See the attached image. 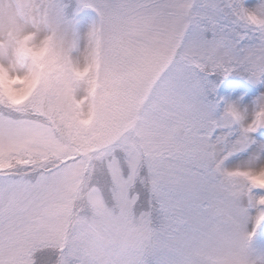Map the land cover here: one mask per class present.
<instances>
[{
	"label": "snow or ice",
	"instance_id": "6c2138e0",
	"mask_svg": "<svg viewBox=\"0 0 264 264\" xmlns=\"http://www.w3.org/2000/svg\"><path fill=\"white\" fill-rule=\"evenodd\" d=\"M0 264H264V0H0Z\"/></svg>",
	"mask_w": 264,
	"mask_h": 264
},
{
	"label": "rangeland",
	"instance_id": "374dc122",
	"mask_svg": "<svg viewBox=\"0 0 264 264\" xmlns=\"http://www.w3.org/2000/svg\"><path fill=\"white\" fill-rule=\"evenodd\" d=\"M114 191L116 195H120L119 189H114ZM80 198H81L83 205H85L86 203H90L91 199L103 198V197H102L100 190L96 186L86 184L82 186V192L80 194ZM95 215H96V218L99 219V215H100L99 211H97ZM97 251L99 252L100 249L97 248Z\"/></svg>",
	"mask_w": 264,
	"mask_h": 264
},
{
	"label": "trees",
	"instance_id": "16d2710c",
	"mask_svg": "<svg viewBox=\"0 0 264 264\" xmlns=\"http://www.w3.org/2000/svg\"><path fill=\"white\" fill-rule=\"evenodd\" d=\"M106 174H107V169L105 168V171L103 173H99V174H94V179L92 180L91 183H89L90 185L96 186L101 194L104 200L111 202V197L113 195V192H110L106 187H105V179H106ZM108 179L110 180L111 178L108 177ZM114 191V190H113ZM115 192V191H114ZM85 208L90 209L91 208V204L90 203H86Z\"/></svg>",
	"mask_w": 264,
	"mask_h": 264
}]
</instances>
